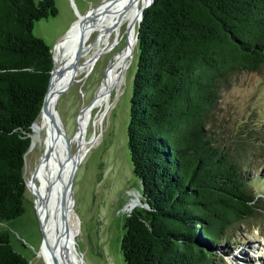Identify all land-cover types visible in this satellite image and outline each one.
Listing matches in <instances>:
<instances>
[{"label": "trees", "instance_id": "trees-1", "mask_svg": "<svg viewBox=\"0 0 264 264\" xmlns=\"http://www.w3.org/2000/svg\"><path fill=\"white\" fill-rule=\"evenodd\" d=\"M56 13L53 0H0V264L28 263L3 224L25 211V154L53 67L33 25ZM138 30L126 137L149 209L126 217L123 261L226 264L213 250L262 230L264 198L244 179L251 137L220 143L208 123L227 79L264 67V0H153Z\"/></svg>", "mask_w": 264, "mask_h": 264}, {"label": "rangeland", "instance_id": "rangeland-1", "mask_svg": "<svg viewBox=\"0 0 264 264\" xmlns=\"http://www.w3.org/2000/svg\"><path fill=\"white\" fill-rule=\"evenodd\" d=\"M53 1L56 15L35 21L32 31L51 50L81 15L103 0ZM138 24L140 26L139 20L135 23V34ZM127 32L128 23L113 35L111 44L115 40L118 43L114 45L113 52L101 53L99 60L88 71L77 76L57 99L55 107L65 126L66 139L72 144V153L77 152L74 137L80 114L83 109L92 107L112 55L128 46ZM95 33L89 38L88 44L95 42L98 35ZM136 47L135 40L133 55L122 70L120 86L109 95L110 106L102 121L98 122L100 110L97 107L91 112L85 134L90 144L73 181V209L79 220V230L75 236L76 249L82 254L84 264H125L120 251L125 219L138 199L145 202L141 183L133 174L126 137L136 71ZM80 60L83 62L85 58ZM208 127L215 137L219 132L216 138L220 143L230 142L238 135L251 137L249 139L253 141V148L244 164V179L252 196L264 198V67L257 72L235 73L227 79L226 85L221 88ZM31 146L30 142L25 154V211L20 217L3 224V227L10 233L14 250L27 259V264H45L39 255L42 234L34 206L36 197L30 181L45 150L38 142L33 149ZM259 228L262 230L246 228L244 231L241 228L233 241L221 244L213 250V254L224 257L226 264L254 263L257 260L255 256H264V252L258 249V245L264 247V221Z\"/></svg>", "mask_w": 264, "mask_h": 264}, {"label": "bare ground", "instance_id": "bare-ground-1", "mask_svg": "<svg viewBox=\"0 0 264 264\" xmlns=\"http://www.w3.org/2000/svg\"><path fill=\"white\" fill-rule=\"evenodd\" d=\"M150 1L103 0L99 5L87 11L85 15H81L68 33L55 45L53 56L56 65L55 74H58V78L52 82L48 95L49 102L53 106L56 105L61 94L59 90L62 87L70 80L75 81L81 73L88 71L101 53L111 54L113 52L114 45H118L117 40L111 44L113 35L128 23V46L112 55L104 70V75H102L101 86L95 94L92 107L83 109L80 114L74 137V142H77V152L72 153V144L66 138V142L62 140L61 136H57L55 141L51 140L50 120L44 111L39 113L33 124L31 149L38 142L45 152L47 150L51 152L50 157L42 161L39 170L34 174L31 181L36 197L38 217L46 237L45 241L51 250L50 253L47 252L45 244L40 249L39 255L42 256L45 264H53V259L56 260L57 264H79L83 260L76 249L75 236L79 230V220H77L73 209L74 201L72 208H70L69 199L61 200L63 190L61 182L66 187L75 162L78 167L88 150L90 143L86 140L85 134L92 110L96 107L100 110L97 117L98 122H101L110 106L109 95L121 84L122 70L135 50V23L139 20L142 8H145ZM95 32L98 33L95 42L88 44L89 38ZM76 57L78 59L75 67H72V61ZM83 57L85 60L82 62L80 59ZM58 117H60L59 114ZM54 121L59 130L63 132V126L56 116ZM64 191L66 198L69 197L68 190L64 188ZM72 242L75 252H73ZM258 249L264 252L263 246L258 245ZM258 260H260L259 257Z\"/></svg>", "mask_w": 264, "mask_h": 264}, {"label": "water", "instance_id": "water-1", "mask_svg": "<svg viewBox=\"0 0 264 264\" xmlns=\"http://www.w3.org/2000/svg\"><path fill=\"white\" fill-rule=\"evenodd\" d=\"M153 0L150 1V3L145 7V8H142L141 10V13L139 14V23L141 22L142 20V17H143V11L148 8L151 4H152ZM80 18V17H79ZM79 20V19H78ZM133 26V25H132ZM139 26V24H138ZM139 28V27H138ZM138 28L136 30V34H135V40L137 41V37H138ZM55 48V46H54ZM52 51V60H53V67H52V70H51V74H50V79H49V84H48V87H47V91H46V94L43 98V102L41 104V109H40V112L41 111H44L47 115H48V118L50 120V126H51V135H52V141H55L56 137L57 136H61L62 140L64 142H66L65 138H67L66 136V130H65V126L63 124V122L61 121V118L58 117V112H57V109L55 108V106H53V104L51 105L50 102H49V90H50V86L52 84V82L58 78V74H55V68H56V65H55V60H54V56H53V52H54V49L51 50ZM78 57H76L73 61H72V67H75V64H76V61H77ZM73 84V80H70L64 87H62L60 90H59V93L65 91L66 89L69 88V86ZM55 116L57 117V120H59V122H61L62 124V129H63V132H61L59 130V127H57V124L55 123L54 121V118ZM36 121V119L33 121L32 125H31V129L33 131V124L34 122ZM57 122V121H56ZM53 144V143H52ZM67 145V144H66ZM51 146V145H50ZM51 155V152L50 151H46L44 155H42V157L40 158V161L38 163V165L35 167L34 169V173L32 174L31 176V180H33V177H34V174L39 170V167L42 163V161L44 160H47ZM77 165H76V162L74 164V167L72 168L71 170V175L69 176L68 178V181H67V184H66V187H64L63 185V182H61V187H62V193H61V200L63 201H66L67 199H69V206H71L70 208H72L73 206V201H74V198H73V181H74V175L76 173V170H77ZM140 182V181H139ZM64 188L66 190H68V193H69V197L66 198V192L64 191ZM34 206H35V210H36V213H37V216H38V210H37V206H36V200H35V203H34ZM143 208V209H149V206L147 203L143 202L142 199H138L136 201V203L133 204V207L131 208V210L135 209V208ZM38 220H39V217H38ZM39 225H40V230H41V234H42V245L45 244L46 246V249H47V252H51L49 246L47 245L46 241H45V234H44V231H43V227H42V224H41V221L39 220ZM42 245H41V248H42ZM74 243L72 242V248H73V252H75L74 250ZM79 256H81V259H82V254L79 252L78 253ZM50 256L52 257V254H50ZM53 264H57L56 260L53 259ZM83 262V260H82ZM79 263V264H82Z\"/></svg>", "mask_w": 264, "mask_h": 264}]
</instances>
